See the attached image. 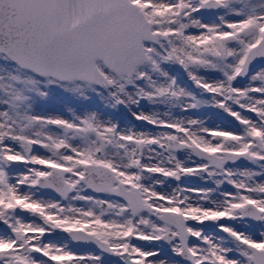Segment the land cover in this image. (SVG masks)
Segmentation results:
<instances>
[{
	"label": "snow or ice",
	"instance_id": "obj_1",
	"mask_svg": "<svg viewBox=\"0 0 264 264\" xmlns=\"http://www.w3.org/2000/svg\"><path fill=\"white\" fill-rule=\"evenodd\" d=\"M0 264H264V0H0Z\"/></svg>",
	"mask_w": 264,
	"mask_h": 264
}]
</instances>
